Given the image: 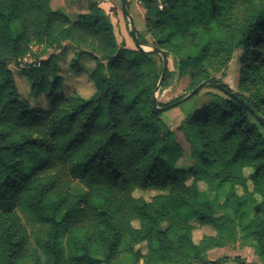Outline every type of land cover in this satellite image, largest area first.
Listing matches in <instances>:
<instances>
[{
	"label": "trees",
	"instance_id": "16d2710c",
	"mask_svg": "<svg viewBox=\"0 0 264 264\" xmlns=\"http://www.w3.org/2000/svg\"><path fill=\"white\" fill-rule=\"evenodd\" d=\"M233 1L143 0L151 45L168 54L189 41L182 62H201L223 43L219 26ZM240 1L250 12L230 56L239 60L240 86L253 90L245 96L222 75L190 74L193 89L203 83L221 95L185 119L191 165L179 169L182 149L161 128L164 110L151 111L155 82L142 69L148 57L142 49L136 46L129 59L97 18L71 20L51 0H0V264H103L142 242L146 253L133 257L142 264H246L239 256L208 257L236 230L256 245L264 264V205H255L256 197L264 203V91L257 87L264 84V0ZM62 41L100 53L91 73L95 90L86 98L54 95L61 77L50 55L25 72L33 94L50 98L41 111L19 95L8 63L32 45ZM252 56L261 57L260 66L250 65ZM160 71L161 59L155 77ZM246 167L254 173L250 192ZM198 182L214 192L212 199ZM236 186L242 194H234ZM151 188L159 193L150 201L133 196ZM193 219L216 234L193 241Z\"/></svg>",
	"mask_w": 264,
	"mask_h": 264
},
{
	"label": "rangeland",
	"instance_id": "374dc122",
	"mask_svg": "<svg viewBox=\"0 0 264 264\" xmlns=\"http://www.w3.org/2000/svg\"><path fill=\"white\" fill-rule=\"evenodd\" d=\"M261 0H254V5L259 4ZM128 12L134 24L136 36L143 37L151 45L153 38L145 28V6L143 0L137 3L134 0H127L126 2ZM52 9L59 10L65 13L71 20L79 19L80 15L90 14L97 18L101 27H106L112 32L116 45L124 48L125 54L129 59L133 57L131 50L136 46L140 48L130 33V27L126 26V17L123 13L121 0H53ZM98 8V10H96ZM250 12V5L243 4L240 0H234L227 12V21L221 20L220 28L223 30L224 41L218 50L209 48L206 51L201 62L194 64L183 63L185 57L189 54V41L183 48H172L167 54V69L164 78L155 91L154 95L151 93L150 100L155 97L156 104L163 107L164 104L172 102L178 97L188 95L193 90V83L190 74L193 73V78L201 79L204 75H209L215 79L221 78L234 91L243 95H247L248 91L253 90V84L241 82V72L239 60H231L230 48L236 38V30L248 18ZM230 26H228V24ZM264 33V28L260 31ZM264 38V37H263ZM264 40V39H263ZM142 49V48H140ZM88 50L90 53L82 51ZM148 57L145 58L141 64L142 69L150 76V81L158 83L160 73L157 77L155 74L159 68L161 55L147 49H142ZM263 51V50H262ZM243 51L238 50L240 55ZM50 55L58 65L57 74L61 77V83L57 87L54 95H71L76 94L83 98L90 96L95 90V82L91 76L97 62V56L100 53L90 46L84 47L75 42L62 41L59 42H45L38 45L30 46L27 53L15 61H10L8 67L12 70L15 84L18 93L21 97L27 99L29 104L37 107L41 111H46L50 108V98L41 93L34 95L32 92L31 81L26 77L27 72L32 67H39L42 60L47 59ZM96 56V58L94 57ZM261 57H254L247 60L253 67L260 66ZM105 67V61L101 62ZM243 87V88H240ZM264 91V84L258 85ZM218 95H221L213 88L202 86L201 89L188 99L180 102L178 105L170 109L164 110L161 115V128L167 127L171 131L175 141L179 143L182 149V155L176 162V167L179 169H187L191 165V158L189 155L190 145L186 139L183 125L185 119L189 114L202 110L207 104L212 102ZM264 110V105L263 108ZM258 159H262L260 156ZM243 173L247 178V189L252 191L254 173L251 168L246 167ZM197 188L206 193V196L212 199L214 192L208 191L203 182L197 183ZM80 189V186L73 184V191ZM159 191L155 188L146 190H135L134 197H142L146 201H150ZM221 193V197H222ZM234 194H242V188L236 186ZM220 197V198H221ZM256 206H263L264 203L256 197ZM193 229L191 232L192 239L198 242L204 235L214 236L215 229L209 224H200L197 219L191 221ZM134 228L139 227V221L133 220L131 222ZM225 246L215 248L208 252V257L215 259L228 255L230 257L239 256L246 264H260L262 257L259 254L256 245L250 240L242 237V231L236 230L233 239H225L222 241ZM147 245L145 242L136 244L131 250L121 249L117 256L108 263L103 264H142L143 261H135L133 259L134 253H146ZM230 264H235L231 262Z\"/></svg>",
	"mask_w": 264,
	"mask_h": 264
},
{
	"label": "water",
	"instance_id": "95a60500",
	"mask_svg": "<svg viewBox=\"0 0 264 264\" xmlns=\"http://www.w3.org/2000/svg\"><path fill=\"white\" fill-rule=\"evenodd\" d=\"M127 0H121V3H122V9H123V13L127 19V22L129 23V27H130V33L133 37V39L135 40V43L142 49H147L149 51H152V52H155V53H158L161 55V71H160V77H159V80H158V83L157 85L155 86L154 90L152 91V94L154 95L155 91L158 89V87L160 86L163 78H164V74L166 72V69H167V54L165 51L163 50H160L156 47H153L152 45H149V44H145V43H142L140 42L138 39H137V36L135 34V29H134V24L132 22V19L130 17V14L128 12V8H127V4H126ZM203 86V83H200L199 85H197L188 95H185L184 97H182L179 101L177 102H174L168 106H163V107H159L157 106L156 104V99L155 97L152 98V101H151V111L156 113L158 111H162V110H167L168 107L170 106H175L177 103H180V102H183L184 100L188 99L190 96L194 95L195 93H197L199 91V89H201V87Z\"/></svg>",
	"mask_w": 264,
	"mask_h": 264
},
{
	"label": "built area",
	"instance_id": "2783aa9c",
	"mask_svg": "<svg viewBox=\"0 0 264 264\" xmlns=\"http://www.w3.org/2000/svg\"><path fill=\"white\" fill-rule=\"evenodd\" d=\"M135 2H137V3H141L142 2V0H134ZM159 8H161V5H159Z\"/></svg>",
	"mask_w": 264,
	"mask_h": 264
},
{
	"label": "crops",
	"instance_id": "0c3cea01",
	"mask_svg": "<svg viewBox=\"0 0 264 264\" xmlns=\"http://www.w3.org/2000/svg\"><path fill=\"white\" fill-rule=\"evenodd\" d=\"M52 4H53V0H51V6H52Z\"/></svg>",
	"mask_w": 264,
	"mask_h": 264
}]
</instances>
